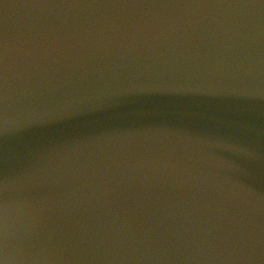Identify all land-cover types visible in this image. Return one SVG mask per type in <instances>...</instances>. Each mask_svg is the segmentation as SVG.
I'll list each match as a JSON object with an SVG mask.
<instances>
[{
	"label": "water",
	"instance_id": "95a60500",
	"mask_svg": "<svg viewBox=\"0 0 264 264\" xmlns=\"http://www.w3.org/2000/svg\"><path fill=\"white\" fill-rule=\"evenodd\" d=\"M0 264H264V0H0Z\"/></svg>",
	"mask_w": 264,
	"mask_h": 264
}]
</instances>
